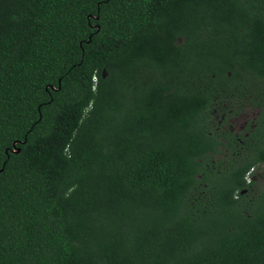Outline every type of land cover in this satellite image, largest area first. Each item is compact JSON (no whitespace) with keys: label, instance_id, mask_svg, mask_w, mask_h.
<instances>
[{"label":"trees","instance_id":"obj_1","mask_svg":"<svg viewBox=\"0 0 264 264\" xmlns=\"http://www.w3.org/2000/svg\"><path fill=\"white\" fill-rule=\"evenodd\" d=\"M0 264H264V0H0Z\"/></svg>","mask_w":264,"mask_h":264},{"label":"rangeland","instance_id":"obj_2","mask_svg":"<svg viewBox=\"0 0 264 264\" xmlns=\"http://www.w3.org/2000/svg\"><path fill=\"white\" fill-rule=\"evenodd\" d=\"M256 114H257V111L255 109V110L250 112L249 116H245V117H243L242 119H239V120L232 119V122L234 121V124H235L234 128L235 129H242L246 125V122L249 119H254Z\"/></svg>","mask_w":264,"mask_h":264},{"label":"built area","instance_id":"obj_3","mask_svg":"<svg viewBox=\"0 0 264 264\" xmlns=\"http://www.w3.org/2000/svg\"><path fill=\"white\" fill-rule=\"evenodd\" d=\"M255 172V168H252L249 172H248V174H247V179H248V181H250L251 179H252V174Z\"/></svg>","mask_w":264,"mask_h":264},{"label":"flooded vegetation","instance_id":"obj_4","mask_svg":"<svg viewBox=\"0 0 264 264\" xmlns=\"http://www.w3.org/2000/svg\"><path fill=\"white\" fill-rule=\"evenodd\" d=\"M255 117H256V116H255ZM255 117H254V118H255ZM246 124H247V122H246ZM244 127H245V126H244ZM244 127H243V128H244ZM243 128H242V129H243Z\"/></svg>","mask_w":264,"mask_h":264},{"label":"water","instance_id":"obj_5","mask_svg":"<svg viewBox=\"0 0 264 264\" xmlns=\"http://www.w3.org/2000/svg\"><path fill=\"white\" fill-rule=\"evenodd\" d=\"M16 145V143H14Z\"/></svg>","mask_w":264,"mask_h":264}]
</instances>
